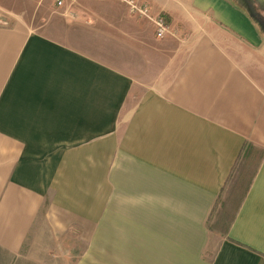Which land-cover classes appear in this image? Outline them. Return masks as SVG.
<instances>
[{
  "label": "crops",
  "instance_id": "1",
  "mask_svg": "<svg viewBox=\"0 0 264 264\" xmlns=\"http://www.w3.org/2000/svg\"><path fill=\"white\" fill-rule=\"evenodd\" d=\"M144 1L171 32L115 0L96 53L0 27V264H69L27 249L42 219L51 239L107 225L109 264L132 240L142 264H264V154L212 224L244 145L264 149V1Z\"/></svg>",
  "mask_w": 264,
  "mask_h": 264
},
{
  "label": "rangeland",
  "instance_id": "2",
  "mask_svg": "<svg viewBox=\"0 0 264 264\" xmlns=\"http://www.w3.org/2000/svg\"><path fill=\"white\" fill-rule=\"evenodd\" d=\"M114 1L63 0V4L60 5L58 0H0V27L12 28L19 25L22 29L28 28L37 33H41L46 25L51 26L54 31L64 29L68 37L84 42L85 51L96 53V40H99L98 34H101L96 28L108 25L105 19H109L107 13L111 10ZM96 11L104 14H98ZM147 18L151 21L149 17ZM153 31L156 36L155 30ZM121 35L124 36V31H121ZM105 37L108 38L107 35ZM252 66V69L258 68V74L264 79V70H261L264 68V60L259 55ZM91 139L92 137L86 138V141ZM263 151L262 148L251 147L238 162L212 218L214 227L224 229L228 225L250 184ZM85 226L84 232L79 226H74L70 231L64 232L62 238L51 239L42 219L27 249L36 251L45 259L59 263H114V259L110 260L108 253L111 239L108 236L107 225L96 227V223H93ZM134 243L136 240H132L128 248L130 264H142L139 246ZM113 244L116 249V242L114 241Z\"/></svg>",
  "mask_w": 264,
  "mask_h": 264
},
{
  "label": "built area",
  "instance_id": "3",
  "mask_svg": "<svg viewBox=\"0 0 264 264\" xmlns=\"http://www.w3.org/2000/svg\"><path fill=\"white\" fill-rule=\"evenodd\" d=\"M126 4L128 12L131 15L149 17L155 26V33L158 38H164L171 32L170 24L163 13L153 14L149 3L144 0H120ZM60 5L63 4V0H58Z\"/></svg>",
  "mask_w": 264,
  "mask_h": 264
},
{
  "label": "flooded vegetation",
  "instance_id": "4",
  "mask_svg": "<svg viewBox=\"0 0 264 264\" xmlns=\"http://www.w3.org/2000/svg\"><path fill=\"white\" fill-rule=\"evenodd\" d=\"M251 2H249L248 0H243V2L245 3L247 9L252 13L256 14V11L253 9L252 7V0H250ZM257 15V14H256ZM259 18V16H257ZM262 23L264 24V18H259Z\"/></svg>",
  "mask_w": 264,
  "mask_h": 264
},
{
  "label": "trees",
  "instance_id": "5",
  "mask_svg": "<svg viewBox=\"0 0 264 264\" xmlns=\"http://www.w3.org/2000/svg\"><path fill=\"white\" fill-rule=\"evenodd\" d=\"M252 147V149L253 148H256L255 146H251L250 144H248V143H246L245 145H244V147H243V149H242V151H241V153H240V157H239V161L243 158V156H244V154H246L247 153V151L250 149ZM263 154H264V151H263ZM238 161V162H239Z\"/></svg>",
  "mask_w": 264,
  "mask_h": 264
}]
</instances>
